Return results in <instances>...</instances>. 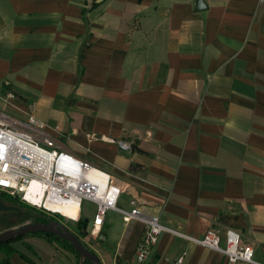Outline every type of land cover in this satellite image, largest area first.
Masks as SVG:
<instances>
[{"label": "crops", "instance_id": "0c3cea01", "mask_svg": "<svg viewBox=\"0 0 264 264\" xmlns=\"http://www.w3.org/2000/svg\"><path fill=\"white\" fill-rule=\"evenodd\" d=\"M0 113L34 116L61 149L113 176L120 211L134 200L158 216L167 231L144 264L183 254L181 264H227L171 233L198 239L209 228L238 230L264 264L258 0H0ZM33 209L0 198V230ZM94 213L81 212L87 234ZM143 231L109 211L86 245L102 264H133ZM9 246L10 264H79L44 236Z\"/></svg>", "mask_w": 264, "mask_h": 264}, {"label": "built area", "instance_id": "2783aa9c", "mask_svg": "<svg viewBox=\"0 0 264 264\" xmlns=\"http://www.w3.org/2000/svg\"><path fill=\"white\" fill-rule=\"evenodd\" d=\"M258 2L264 4V0ZM118 145L122 149H130L131 146L124 142H118ZM31 183H35V187L29 191ZM0 192L18 197L48 218L58 215L69 219L50 210L47 203L65 205L77 202L79 218L83 203L89 202L95 209L91 235L101 228L109 211L120 213L124 223L132 220L141 222L144 231L137 244L133 264H144L160 235L167 231L158 216L141 212L134 200L130 202V211H120L117 206L123 189L113 176L61 149L45 132L44 124L34 116L19 120L0 113ZM37 197L41 199L39 205L33 203ZM171 233L222 254L227 264H259L254 260L253 247L242 240L236 229L226 228L221 232L209 228L198 239ZM183 259L184 254L177 258L175 264H181Z\"/></svg>", "mask_w": 264, "mask_h": 264}, {"label": "water", "instance_id": "95a60500", "mask_svg": "<svg viewBox=\"0 0 264 264\" xmlns=\"http://www.w3.org/2000/svg\"><path fill=\"white\" fill-rule=\"evenodd\" d=\"M39 233L57 236L61 240L69 243L79 256V264H84L85 261L90 264H102L99 257L90 251L65 225L57 220H49L48 217H46L45 222L36 219L30 223L0 232V244L10 243L19 237Z\"/></svg>", "mask_w": 264, "mask_h": 264}, {"label": "rangeland", "instance_id": "374dc122", "mask_svg": "<svg viewBox=\"0 0 264 264\" xmlns=\"http://www.w3.org/2000/svg\"><path fill=\"white\" fill-rule=\"evenodd\" d=\"M29 192V191H28ZM0 193H4V192H0ZM4 194H6V193H4ZM10 196V195H9ZM0 198L1 199H3V200H6L5 198V196H1L0 195ZM40 201H41V199L39 198V197H37V198H35L34 200H33V203L35 204V205H39L40 204ZM49 208V207H48ZM50 210H53V211H55V212H58V209L59 210H61V209H66L67 210V214L69 213L70 215H71V217H72V219H75V217L78 215V205H74V204H72V205H68V206H66V207H61V208H57V207H54V208H49ZM33 211L36 213V214H42L40 211H38V210H35V209H33ZM64 211V210H63ZM93 212H94V206L91 204V203H88L87 204V202H84L83 203V205H82V215L83 216H86V217H88V216H90V215H92L93 214ZM35 217H36V219L37 220H39L40 219V217L39 216H37V215H35ZM34 217V218H35ZM51 218H54V219H56L57 221H59L60 223H62L63 225H65L72 233H74V234H79L80 236H82V232H84L82 229L80 230V229H78V226H77V223L80 221V220H83L84 219V217H79L78 218V220L77 221H72V220H69V219H64L63 217H60V216H58V215H52L51 216ZM30 221H31V219H29V220H27L26 222H24L23 224H27V223H30ZM23 224H20V225H18V226H21V225H23ZM18 226H16V227H18ZM15 227V228H16ZM8 229H12V228H8ZM7 229V230H8ZM6 229H2V230H0V232H3V231H5ZM86 232V231H85ZM28 236V235H27ZM27 236H25L24 238H26ZM24 238H22L21 240H23ZM21 240H19V241H15V242H13L14 244L15 243H18V242H20ZM80 240H81V242L85 245V246H87L86 244H91V236H90V234H87L86 233V235L85 236H82V237H80ZM12 244V243H11ZM56 244H58V246H60V247H62V245L60 244V243H57L56 242ZM88 247V246H87ZM89 249V248H88Z\"/></svg>", "mask_w": 264, "mask_h": 264}, {"label": "trees", "instance_id": "16d2710c", "mask_svg": "<svg viewBox=\"0 0 264 264\" xmlns=\"http://www.w3.org/2000/svg\"><path fill=\"white\" fill-rule=\"evenodd\" d=\"M0 195L1 196H5L6 198V200H10V201H12V202H14V203H16V204H20V205H22V206H26L27 207V205L26 204H24L23 202H21L20 200H19V198L18 197H16V196H9V195H6V194H4V193H0ZM47 206V205H46ZM49 208H54V207H49ZM38 216L40 217V218H43V219H46V216H44L43 214H38ZM34 220H36V217L35 218H33L31 221H34ZM30 221V222H31ZM42 222H45V221H42ZM77 226H78V229H82L84 232H82V236H85L86 235V233H87V230H86V227H87V224H86V221L83 219V220H80L78 223H77ZM86 231V232H85ZM35 235H37V236H44V237H46L49 241H52V242H57V243H60L61 245H62V247L63 248H65V249H67L68 251H70L77 259H79V256H78V254L72 249V247H71V245L69 244V243H67V242H65V241H63V240H61L60 238H58L57 236H53V235H51V234H44V233H39V234H35ZM79 239H80V237H82V236H80L79 234H75ZM25 236H22V237H19V238H17L16 240H14L13 242H15V241H19V240H21L22 238H24ZM13 242H10V243H6V244H0V252H2L3 253V255H4V259L2 260V262H0V264H10L9 263V257H10V255L11 254H13L15 251L9 246L11 243H13ZM87 247V246H86ZM88 248V247H87ZM84 264H90L89 262H87V261H85L84 262Z\"/></svg>", "mask_w": 264, "mask_h": 264}, {"label": "bare ground", "instance_id": "6f19581e", "mask_svg": "<svg viewBox=\"0 0 264 264\" xmlns=\"http://www.w3.org/2000/svg\"><path fill=\"white\" fill-rule=\"evenodd\" d=\"M34 187H35V183H31L28 190H30V189H32ZM72 204L78 205L77 202H71V203L65 204V205H58V204L55 205V204H48L47 203L46 205H47V207H57V208H61V207H65L67 205H72Z\"/></svg>", "mask_w": 264, "mask_h": 264}, {"label": "flooded vegetation", "instance_id": "af4514ba", "mask_svg": "<svg viewBox=\"0 0 264 264\" xmlns=\"http://www.w3.org/2000/svg\"><path fill=\"white\" fill-rule=\"evenodd\" d=\"M49 220H56V219H54V218H49ZM38 221H45V219L40 218Z\"/></svg>", "mask_w": 264, "mask_h": 264}]
</instances>
